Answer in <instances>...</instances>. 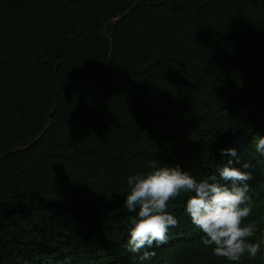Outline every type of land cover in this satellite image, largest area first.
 I'll return each mask as SVG.
<instances>
[{
	"label": "trees",
	"instance_id": "16d2710c",
	"mask_svg": "<svg viewBox=\"0 0 264 264\" xmlns=\"http://www.w3.org/2000/svg\"><path fill=\"white\" fill-rule=\"evenodd\" d=\"M259 136L264 0H0V264H233L203 245L188 194L168 243L131 252L127 178L157 160L200 181L231 159L252 175L255 242Z\"/></svg>",
	"mask_w": 264,
	"mask_h": 264
},
{
	"label": "clouds",
	"instance_id": "9594fccd",
	"mask_svg": "<svg viewBox=\"0 0 264 264\" xmlns=\"http://www.w3.org/2000/svg\"><path fill=\"white\" fill-rule=\"evenodd\" d=\"M255 151L264 156V136L255 140ZM220 154L237 157L234 148L221 149ZM232 164L231 159L224 165L215 164L210 179L200 181L179 165L159 166L157 160L149 162L148 171L130 175V191L124 200V208L131 213L127 224L128 249L138 253L153 245L167 244L169 229L179 224L168 211L169 202L188 194L185 212L213 255L233 264H241L245 255L255 259L264 246V232L253 242L258 224L244 223L253 210L247 183L252 175ZM249 167L248 162L243 164V168ZM155 255L154 251H144L138 259L150 261Z\"/></svg>",
	"mask_w": 264,
	"mask_h": 264
}]
</instances>
